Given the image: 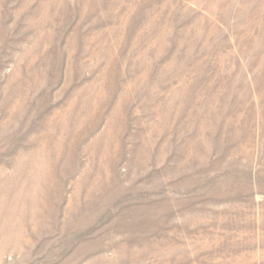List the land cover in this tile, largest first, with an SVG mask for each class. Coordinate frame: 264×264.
Masks as SVG:
<instances>
[{
  "label": "rangeland",
  "instance_id": "obj_1",
  "mask_svg": "<svg viewBox=\"0 0 264 264\" xmlns=\"http://www.w3.org/2000/svg\"><path fill=\"white\" fill-rule=\"evenodd\" d=\"M0 264H264V0H0Z\"/></svg>",
  "mask_w": 264,
  "mask_h": 264
}]
</instances>
